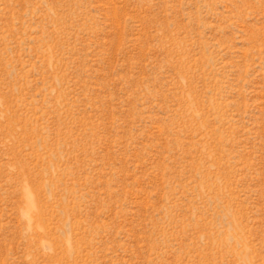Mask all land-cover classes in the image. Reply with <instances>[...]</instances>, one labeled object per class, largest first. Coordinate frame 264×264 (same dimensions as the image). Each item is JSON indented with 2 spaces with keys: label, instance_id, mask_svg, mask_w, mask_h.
<instances>
[{
  "label": "rangeland",
  "instance_id": "rangeland-1",
  "mask_svg": "<svg viewBox=\"0 0 264 264\" xmlns=\"http://www.w3.org/2000/svg\"><path fill=\"white\" fill-rule=\"evenodd\" d=\"M0 264H264V0H0Z\"/></svg>",
  "mask_w": 264,
  "mask_h": 264
}]
</instances>
